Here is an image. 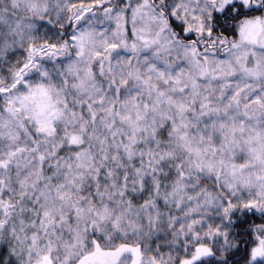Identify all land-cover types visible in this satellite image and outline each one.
Here are the masks:
<instances>
[{
  "label": "clouds",
  "instance_id": "obj_1",
  "mask_svg": "<svg viewBox=\"0 0 264 264\" xmlns=\"http://www.w3.org/2000/svg\"><path fill=\"white\" fill-rule=\"evenodd\" d=\"M0 264H264V0H0Z\"/></svg>",
  "mask_w": 264,
  "mask_h": 264
}]
</instances>
